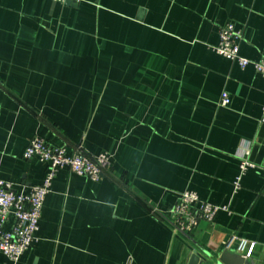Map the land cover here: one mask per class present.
<instances>
[{
    "label": "crops",
    "instance_id": "crops-1",
    "mask_svg": "<svg viewBox=\"0 0 264 264\" xmlns=\"http://www.w3.org/2000/svg\"><path fill=\"white\" fill-rule=\"evenodd\" d=\"M228 22L261 58L264 0H0V178L42 183L34 137L111 154L96 181L62 168L38 240L0 264H264V78L213 49ZM186 190L229 211L184 233L169 210Z\"/></svg>",
    "mask_w": 264,
    "mask_h": 264
},
{
    "label": "built area",
    "instance_id": "built-area-1",
    "mask_svg": "<svg viewBox=\"0 0 264 264\" xmlns=\"http://www.w3.org/2000/svg\"><path fill=\"white\" fill-rule=\"evenodd\" d=\"M72 1L78 4L85 0ZM219 36V43L213 47L218 54L237 62L243 68L252 65L264 78V55L258 60H251L240 52L241 30L228 22L220 28ZM229 101L228 94H224L222 103L227 105ZM239 155L241 171L234 182L236 190L240 189L246 171L256 168V164L249 160V144H245ZM34 156L48 163V171L42 183L32 186L29 191H24L16 189L13 182L0 178V251L14 262H17L38 240L44 202L57 173L67 167L79 176L96 181L103 177L104 170L109 167L111 160V154L107 151L89 155L79 150L70 155L66 147H54L41 137H34L24 152L26 159ZM220 210L229 211V208L226 205L205 201L197 192L186 190L179 195L169 212L178 230L191 233L200 221H213ZM11 215L14 217V222L12 227L7 229L5 226Z\"/></svg>",
    "mask_w": 264,
    "mask_h": 264
},
{
    "label": "water",
    "instance_id": "water-1",
    "mask_svg": "<svg viewBox=\"0 0 264 264\" xmlns=\"http://www.w3.org/2000/svg\"><path fill=\"white\" fill-rule=\"evenodd\" d=\"M66 3L67 4H73V5H77L76 2L72 1V0H66ZM188 264H235L234 262L232 261H227V259H225L224 257H222L221 259H219L218 261L214 262V263H210L206 260V258H204L202 255H200L199 253L195 252Z\"/></svg>",
    "mask_w": 264,
    "mask_h": 264
}]
</instances>
